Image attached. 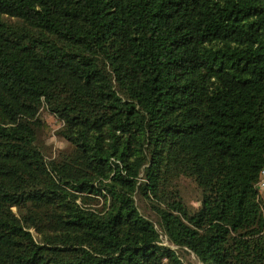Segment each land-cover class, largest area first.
<instances>
[{"label":"trees","instance_id":"trees-1","mask_svg":"<svg viewBox=\"0 0 264 264\" xmlns=\"http://www.w3.org/2000/svg\"><path fill=\"white\" fill-rule=\"evenodd\" d=\"M263 168L264 0H0V264H264Z\"/></svg>","mask_w":264,"mask_h":264},{"label":"rangeland","instance_id":"rangeland-1","mask_svg":"<svg viewBox=\"0 0 264 264\" xmlns=\"http://www.w3.org/2000/svg\"><path fill=\"white\" fill-rule=\"evenodd\" d=\"M40 116L45 122V129L38 135V145L41 147L45 154L46 159L54 157L59 150L69 148V144L65 139L57 134V130L62 126V123L56 117L41 109ZM180 189L184 200L188 203L197 204L199 197V190L189 179H181ZM264 194V191H262ZM163 244L167 245V240L162 239ZM170 245V244H168ZM173 249L177 250L182 255L183 260L187 264H202L200 260L187 248L180 250V248L170 245Z\"/></svg>","mask_w":264,"mask_h":264},{"label":"built area","instance_id":"built-area-1","mask_svg":"<svg viewBox=\"0 0 264 264\" xmlns=\"http://www.w3.org/2000/svg\"><path fill=\"white\" fill-rule=\"evenodd\" d=\"M257 188L262 192L264 191V168L260 171L258 181L256 183ZM263 194V192H262ZM264 196V194H263Z\"/></svg>","mask_w":264,"mask_h":264}]
</instances>
